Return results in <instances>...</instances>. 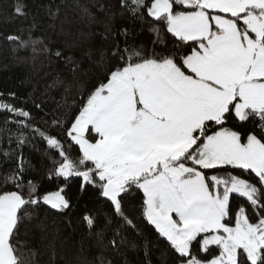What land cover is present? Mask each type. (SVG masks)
Returning a JSON list of instances; mask_svg holds the SVG:
<instances>
[{"label": "snow or ice", "instance_id": "snow-or-ice-1", "mask_svg": "<svg viewBox=\"0 0 264 264\" xmlns=\"http://www.w3.org/2000/svg\"><path fill=\"white\" fill-rule=\"evenodd\" d=\"M93 7L77 4L88 31L69 39L65 22L51 37L34 18L16 24L32 13L13 0L15 31L0 32L18 59L43 57L72 81V103L51 114L0 91V264H35L22 234L89 194L104 226L87 206L78 226L98 240L111 231L114 249L143 241L163 264H264V0Z\"/></svg>", "mask_w": 264, "mask_h": 264}, {"label": "trees", "instance_id": "trees-1", "mask_svg": "<svg viewBox=\"0 0 264 264\" xmlns=\"http://www.w3.org/2000/svg\"><path fill=\"white\" fill-rule=\"evenodd\" d=\"M96 2L97 0H28L32 13L29 20L15 23H30L34 18L39 29L35 34L51 37L54 29L58 31L61 22H65V30L70 32L69 39H75L79 36L80 30L88 31L87 20L81 19L77 4L87 5L96 14L97 9L93 7ZM100 2L103 3L105 0ZM12 3L13 0H0V32L15 31L14 24L6 22L12 11ZM48 6H51L53 11L59 8L58 19L49 18ZM136 39L138 42H147L149 34L147 31L137 29ZM19 55L28 58L18 59L10 46L0 37V91H14L29 108H33L34 103H39L49 114L65 101L72 103L71 94L66 92L72 81L67 78V73L60 70L61 66L43 57L33 60L29 53L21 52ZM25 156L35 160L38 154L29 147L25 149ZM2 172L3 169L0 168V173ZM75 191L74 188L73 192ZM85 206L98 214L99 227L102 228L107 208L103 204L95 203V197L90 194L81 198L79 208L73 210L75 214L69 216L39 214V219L31 224L27 238L23 234L21 237L22 240L30 241L36 253L35 264H146L147 259H150L152 264H163L166 257L162 248L152 247L149 257L146 258L143 241L137 242V248L126 245L114 249L110 244L112 232L109 230H105L104 236L99 240L94 236H87L77 223L80 209ZM69 219L72 225H69ZM147 235L148 232L145 230V236Z\"/></svg>", "mask_w": 264, "mask_h": 264}]
</instances>
